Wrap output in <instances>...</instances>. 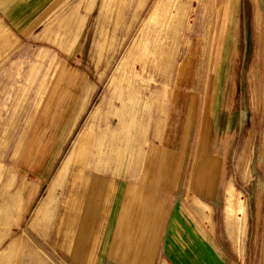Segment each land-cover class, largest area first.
I'll list each match as a JSON object with an SVG mask.
<instances>
[{
	"label": "rangeland",
	"instance_id": "rangeland-1",
	"mask_svg": "<svg viewBox=\"0 0 264 264\" xmlns=\"http://www.w3.org/2000/svg\"><path fill=\"white\" fill-rule=\"evenodd\" d=\"M243 2L253 6L263 37L264 0ZM245 6L242 0H57L32 32L14 30L0 18V264H131L129 231H118L120 217L134 210V195L127 192L152 183L165 217L188 193L197 175L193 163L205 157L195 156L204 143L201 126L225 106L234 71L240 75L235 38ZM65 49L72 60L96 69L97 87L55 174L27 200V188L16 187L14 153L47 71L70 62ZM256 77L263 93L264 62ZM255 124L260 151L264 122L258 118ZM247 141L240 156L229 150L224 161L221 148L213 162L227 170L218 173L220 200L225 186V225L222 205L215 224L229 264H264V208L254 186H246L252 152ZM153 143L167 152L153 162L157 172L146 169ZM106 180L117 191L102 199L98 194L110 192ZM140 255L163 263L158 252Z\"/></svg>",
	"mask_w": 264,
	"mask_h": 264
},
{
	"label": "crops",
	"instance_id": "crops-1",
	"mask_svg": "<svg viewBox=\"0 0 264 264\" xmlns=\"http://www.w3.org/2000/svg\"><path fill=\"white\" fill-rule=\"evenodd\" d=\"M56 1L0 0V18L14 30L32 32L40 25L42 14ZM244 4L242 0V6H245ZM245 7L246 20L240 36L235 38V51L241 48V54H237L234 62L237 67L238 60H241L240 75L234 71L228 86L225 106L221 111L215 110L210 114L211 124L205 122L201 126L200 133L204 143L203 147L198 145L195 156L205 157L202 162L199 160L196 163L195 160L193 163L192 171L197 172V175L194 174L190 180L188 193L185 192L182 200L173 204L171 212H167L169 215L166 214L165 217L164 202L155 200L152 196V183L134 185L135 191L127 192L134 195V210L132 212L128 209L124 218L120 217L118 231L125 228L129 231L131 243L128 251H133V255L128 256L131 264L153 263V257L150 259L147 255L142 258L141 251L154 255L158 252L162 264H229L228 251L224 247L221 234L216 231L215 224V216L222 205L221 213L225 225V186L222 188L220 200L218 173L221 175L223 172L225 176L227 170L225 163L222 168L213 164L218 159L221 148H226L225 161L229 150L231 155L239 153L240 156L248 146L247 140L250 139L251 169L246 186H254L258 196L256 202L264 208V191L258 192L260 188L264 190V149L259 151L257 144L261 139L255 127L256 119L260 118L262 123L264 122V89L262 93L256 79L257 67L264 62V33L262 37L257 29L260 24L257 14L252 19L253 6L250 4ZM2 21L0 20V23ZM253 29H256L257 34ZM73 43H77V40ZM63 55L65 61L70 62H60V66L47 71L42 88L27 113L22 128L23 138L15 150L11 165L15 173L16 187L27 188V200L33 195L30 194L32 190H38L55 174L66 146L97 87L93 78L97 76L95 68L82 65L76 59L72 60L71 51L65 49ZM206 103L204 99L203 112ZM216 130L220 132V137L218 140L216 138L217 146L211 151L210 146ZM250 130L251 132H248ZM261 136L264 142V133ZM240 142L243 145L238 148ZM152 145L154 150L146 156V169L149 166L150 172H157L153 170V162L167 152L159 150L161 148L154 143ZM231 180L232 178L228 183L233 186ZM106 181L110 184V192L107 195L98 194L101 198L112 196L117 191L116 185ZM228 194L229 205L233 207V192L229 190ZM103 214L100 218H104ZM261 227L264 232V218ZM237 248L240 251V244Z\"/></svg>",
	"mask_w": 264,
	"mask_h": 264
}]
</instances>
